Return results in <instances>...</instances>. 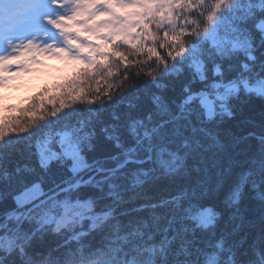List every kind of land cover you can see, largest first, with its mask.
Returning <instances> with one entry per match:
<instances>
[{
    "label": "trees",
    "instance_id": "16d2710c",
    "mask_svg": "<svg viewBox=\"0 0 264 264\" xmlns=\"http://www.w3.org/2000/svg\"><path fill=\"white\" fill-rule=\"evenodd\" d=\"M220 1L240 18L251 48L210 45L189 27L200 40V71L149 33L142 38L150 49L84 29L90 50L79 53L67 23L61 31L71 50L57 49V60L29 58L31 70L2 75L16 101L0 102V231L9 234L0 245V264H53L81 246L109 245L125 264L137 258L147 264H250L264 253V139L257 137H264V96L238 85L236 95L212 100L209 116L195 96L235 81L244 69L264 78L258 25L264 0L252 15L236 0ZM20 2L0 0V11ZM46 71L52 75L44 82ZM62 132L77 143L85 163L77 173L68 158L40 160L42 138ZM127 158L141 162L112 172L89 170ZM81 174L91 179L31 208L20 223L25 210L14 217L15 197L25 189L38 184L43 192L27 209ZM49 200L74 205L46 223L38 214ZM207 207L213 222L204 225L199 213Z\"/></svg>",
    "mask_w": 264,
    "mask_h": 264
},
{
    "label": "rangeland",
    "instance_id": "374dc122",
    "mask_svg": "<svg viewBox=\"0 0 264 264\" xmlns=\"http://www.w3.org/2000/svg\"><path fill=\"white\" fill-rule=\"evenodd\" d=\"M236 3L248 15H252L261 5L260 0H236ZM3 15L0 16V78L12 73L14 69L31 70L33 67L29 64V58L31 61L43 58L46 61L57 60L55 51L60 47L68 48L61 31L67 23L71 24L73 46L79 53L90 50L88 45L91 42L83 33L84 29L91 31V28H95L146 48L150 44L142 37L149 33V38L161 41L172 56L191 58L198 71L201 69L198 61L200 40L191 35L189 27L197 29L201 39L210 45L224 46L229 43L244 51L251 48L250 35L241 26L240 18L220 0H23L14 6L12 13ZM53 19L59 22L60 30L48 25ZM196 19H201L203 25L200 26ZM258 25L264 31V22L261 21ZM153 30L156 34H153ZM46 73L47 77L44 74L42 76L44 82L50 81L48 77L52 75L49 71ZM241 84L264 96V78L260 79L255 73L241 75L235 83L215 85L213 93L209 90L197 95L205 114H212L213 99H225V89H230V95ZM14 92L0 82V102L7 99L12 105L16 101ZM38 150L44 164L56 158H68L72 162L74 173L85 167L77 143L66 132L57 135L47 133L39 143ZM160 155L161 151L156 150L155 156ZM77 178L74 177L73 180ZM42 194L39 185L34 184L17 195L15 201L18 209L14 217H18L26 210L24 207L27 204ZM73 205L74 203L49 200L38 215L46 223L59 221ZM205 210L200 212L203 215H199L201 222L207 225L213 222V218L211 209L207 207ZM5 234L7 233L0 231V241Z\"/></svg>",
    "mask_w": 264,
    "mask_h": 264
},
{
    "label": "clouds",
    "instance_id": "9594fccd",
    "mask_svg": "<svg viewBox=\"0 0 264 264\" xmlns=\"http://www.w3.org/2000/svg\"><path fill=\"white\" fill-rule=\"evenodd\" d=\"M112 99V97H109ZM4 115L0 112V118ZM21 131H28V127H22ZM7 133H5L6 135ZM3 159V146L0 144V161ZM114 249L109 245H105L104 249L91 248L87 246H81L75 251L68 250L62 256L57 257L53 264H125L124 257L121 256L119 260L114 259ZM135 251V249H133ZM103 252V255L101 254ZM136 264H147L144 259L137 258ZM250 264H264V253L258 252L254 261Z\"/></svg>",
    "mask_w": 264,
    "mask_h": 264
},
{
    "label": "water",
    "instance_id": "95a60500",
    "mask_svg": "<svg viewBox=\"0 0 264 264\" xmlns=\"http://www.w3.org/2000/svg\"><path fill=\"white\" fill-rule=\"evenodd\" d=\"M205 136H206L207 138H209V139H210L215 145L219 146V145L217 144V142H216L211 136H209L208 134H205ZM257 137L260 138V139H264V137H262V136H257ZM219 147H220V146H219ZM151 149H152V146L149 148V155H150ZM147 158H148V157H147ZM129 161L141 162V160H135V159H133V158H127V159H125L124 161H122L121 163H119L118 165H116L115 167L110 168V169H99V168H96V167H90L89 170H90V171H93V170L96 169L95 172H98V171H99V172H100V171H102V172H112V171H115V170L119 169L121 166H123L124 164H126V163L129 162ZM89 180H90V177H88V178H83V174H82V175H80L76 180L72 181L71 183H68V184H66L65 186L61 187L60 189L56 190L55 192H53V193H51V194H48V195L44 196L43 198L37 200L35 203H33V204H32V205H31V206H30V207H29V208L23 213V215H22V217H21L19 223L23 220V218L26 216L27 212H28L31 208H34V207L38 206L39 204H41V203L47 201L48 199L55 197L57 194H59V193H61V192L67 191L68 189H74V188H76L77 186L82 185V184H84L85 182H87V181H89ZM19 223H18V224H19ZM7 236H8V234L3 235L4 240L7 238ZM0 244H2V242H0Z\"/></svg>",
    "mask_w": 264,
    "mask_h": 264
},
{
    "label": "snow or ice",
    "instance_id": "6c2138e0",
    "mask_svg": "<svg viewBox=\"0 0 264 264\" xmlns=\"http://www.w3.org/2000/svg\"><path fill=\"white\" fill-rule=\"evenodd\" d=\"M189 99H191V98H189ZM213 112H214V110H213ZM68 136L70 137V134H68ZM61 143H63V138H62ZM205 211H207V210H205ZM200 215H203V213H200ZM194 218H195V217H194Z\"/></svg>",
    "mask_w": 264,
    "mask_h": 264
},
{
    "label": "built area",
    "instance_id": "2783aa9c",
    "mask_svg": "<svg viewBox=\"0 0 264 264\" xmlns=\"http://www.w3.org/2000/svg\"><path fill=\"white\" fill-rule=\"evenodd\" d=\"M227 92L226 91H224V94H226Z\"/></svg>",
    "mask_w": 264,
    "mask_h": 264
}]
</instances>
